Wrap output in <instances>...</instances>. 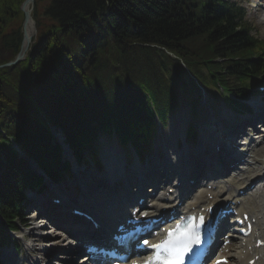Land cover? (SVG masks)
Returning <instances> with one entry per match:
<instances>
[{
	"label": "trees",
	"instance_id": "obj_1",
	"mask_svg": "<svg viewBox=\"0 0 264 264\" xmlns=\"http://www.w3.org/2000/svg\"><path fill=\"white\" fill-rule=\"evenodd\" d=\"M22 1L0 0V42L10 55L0 65L19 50ZM42 1L34 3L37 35L25 61L0 69V246L5 225L15 229L23 188L40 181L11 140L59 177L68 164L52 129L77 160L112 129L123 146L131 141L142 151L156 120L164 125L186 95L195 112L200 86L219 82L246 100L252 77L264 78V66L251 62L262 43L223 0H47L40 9Z\"/></svg>",
	"mask_w": 264,
	"mask_h": 264
},
{
	"label": "bare ground",
	"instance_id": "obj_2",
	"mask_svg": "<svg viewBox=\"0 0 264 264\" xmlns=\"http://www.w3.org/2000/svg\"><path fill=\"white\" fill-rule=\"evenodd\" d=\"M30 29L31 28L29 27V30ZM214 124L208 127L209 128L208 131H210L211 134L215 137L213 145H209V141H207L208 139L203 140L205 138H203L202 136L200 139H197V144L193 148V150L191 152L189 151L190 157L186 158L187 155L185 154L168 155L166 162L164 163L166 165L165 167L167 171L165 170L158 171V167L156 165L151 167L150 169H147V173L151 175L153 179L155 178V180H158V183H156L155 189L153 190L155 192V196L150 201L151 203L155 204V206L152 207L151 209L153 213L155 211L156 206L158 207L157 204L160 203V199H157L156 194L158 191L159 193H162L161 191L163 189L159 187H161V184L163 182H166L167 188L171 187L172 184H174V182H172L171 176L173 173H175V171L180 172V174L183 171L185 172L190 167L189 163H190V160H192V158H195L197 156L205 158V156H207L206 151L209 148H214L216 147L215 145L219 146L221 143H224L222 151L220 152V154H218L219 157H222L224 150H225V146L230 144L231 142L230 139L233 138L235 134L237 135L241 134V131H240V127L242 126L241 124L238 127L230 129L229 132H231V135L228 137H227L228 132L217 130L218 127L217 125H214ZM261 130H262L260 132L261 137H258L257 140H252V141H249L248 143H244V146H242L241 151L245 152L244 155L246 157H244V155H240V156L242 157V159H246V163L244 165V169L242 168V170L239 171L235 175V178L233 179V181L232 182L227 181V183L225 182L221 183L220 181V183H217L218 189L211 188V190H209L210 195L213 196L212 199L209 201L205 199V191L202 190L198 198H196L194 203L190 204L188 208L196 207L197 205H199V207H201V205L209 206L210 203L214 205L217 202L215 198L216 191L218 193V191L223 192L225 190L226 194L229 196L227 201L235 200L237 197L234 195V191H233L234 185L237 187H244L250 180H253V178H255L256 176L264 177V128H261ZM246 139L247 137H245V140ZM230 163L232 162H226V165ZM105 165H106V171L104 173L106 174V176H108V179L106 180L107 186L105 185L106 190L104 189V191L106 192H104L101 195V192L94 191V186L96 184H101V181H100L101 179L99 180L98 178H95L94 180L96 184H93V185L85 184V185H81L79 188L80 197H82L84 204L87 203L86 200L93 201L94 203L93 207L97 211V217L99 218L100 224L101 223L105 224L107 222V219L105 218V216L107 214H111L109 213L110 207L113 208L112 210L116 211L118 207H121L122 205L125 204V201L129 199L128 196L130 195V192L132 189H134L135 192L142 191L141 188L144 185L143 177L145 174L141 170H139L137 168V165L135 164L129 170V172L131 171L130 176H129L130 178L123 177L122 171H121L122 165L119 163V160L116 154L107 155L106 160H105ZM212 170L213 169L210 168L209 170L201 172V174L204 175L206 173L212 172ZM157 171L161 173V176L158 178L156 175ZM169 179H171L172 183L170 182ZM212 186L214 185L212 184L211 187ZM188 189L187 190L185 189V190L188 191ZM163 192H165V190ZM249 193H251L254 196V199L249 202L250 199H249V196H247L245 198V201H246L245 203L247 204H245L244 201L242 200L241 205L239 207H244L243 209L248 211L252 218L254 217L256 220L259 218V220H257L256 226L257 227L262 226V221L264 220V204H263L264 203V188L261 189V182L257 190L250 191ZM139 194L141 195V193ZM105 196L107 197V202H111L110 206L103 202ZM162 197L164 198L163 195ZM163 206L164 205H162L161 207ZM70 208L71 207L68 205H63L62 207L59 206L58 211H60V213H63L64 211L66 212ZM69 218L71 220L69 223H67V227L64 228L65 230H68V231H65L62 236L64 237V240L66 241L69 240L71 234L76 235L75 233H73L71 226H78L80 228H83L84 233H85V229L90 232L95 231L94 229L91 228L90 224L85 222L84 220L82 221L80 218H75L72 215H69ZM32 236L36 237L35 235H32ZM240 242L232 238L231 243H230L232 245L231 249L226 248L223 250V252L226 251V253L224 254L222 252L221 258H225L227 261V264H247V262L254 255L258 256V260L254 264H264V255L263 254L261 255V253L264 252L263 248L253 249L250 247V242H246L244 246H240L239 244ZM61 255L64 257L60 256V259H63L60 261V264H65L66 250H62ZM27 256H28L27 257L28 263L33 264L36 258L30 257L29 253H27ZM8 257L11 258L13 257V255L11 253H8ZM14 264H21V260L15 258Z\"/></svg>",
	"mask_w": 264,
	"mask_h": 264
},
{
	"label": "rangeland",
	"instance_id": "obj_3",
	"mask_svg": "<svg viewBox=\"0 0 264 264\" xmlns=\"http://www.w3.org/2000/svg\"><path fill=\"white\" fill-rule=\"evenodd\" d=\"M240 2L247 12L246 20L254 29L252 31V35L258 40L264 41V23L261 22L264 16V0H241ZM45 4H47V0L42 1L40 5V9L44 8ZM0 47H1V43H0ZM0 54L3 55L4 53L0 50ZM209 92H211V94L213 93L216 96L217 101L214 98L212 100H209L206 105L204 104L203 106L201 105V107L199 106L197 108L195 116L191 114L190 108L188 106L187 100L188 98H190V95H186L185 96L186 100L185 101L182 100L180 108L176 112L172 113L170 117V121L168 123L169 126H167L166 129L162 131L161 139L154 143L155 146L159 145L161 147L162 144H166L169 148H173V153L181 152L182 149L177 148V143L183 140L184 131L186 130L188 124L191 123L193 125H197L198 129L201 127L202 131L206 130V126L208 125V114H207L208 109L211 110L218 117L222 118L224 116H228L229 112L223 105V98H221L213 89H211ZM194 147L195 146L188 147L190 152L193 150ZM97 152L98 155L103 160V162H105L106 156L111 154H116L117 156H119L118 160H121L123 162L122 152L119 148V144L118 142L116 143V140L113 136L102 137L100 139V144L98 145ZM131 155L133 154L131 153ZM158 157L159 155L156 152H154L153 155L149 156V159H152L151 164L148 166L149 168L150 166L153 165V160L157 162ZM92 171L93 170H91V173ZM103 174L104 171L101 170L99 175H97L96 177H103L104 176ZM71 192H73L72 188L67 190V193H71ZM47 231H49L48 228ZM60 244L61 242L59 243L57 242L56 244L57 247L55 248L60 249L62 247V245ZM63 250H65V248ZM55 255H57V253ZM51 263L57 264L58 262L56 261L55 263L54 261L51 260Z\"/></svg>",
	"mask_w": 264,
	"mask_h": 264
},
{
	"label": "snow or ice",
	"instance_id": "obj_4",
	"mask_svg": "<svg viewBox=\"0 0 264 264\" xmlns=\"http://www.w3.org/2000/svg\"><path fill=\"white\" fill-rule=\"evenodd\" d=\"M201 222H202V218ZM196 225L190 224L182 231L172 230L168 233V238L160 244L150 245L154 249H160L154 258L143 261V264H184V259L192 250L193 244H199L200 237L195 233ZM148 245L147 240L144 241ZM216 264H225L223 261H217Z\"/></svg>",
	"mask_w": 264,
	"mask_h": 264
},
{
	"label": "water",
	"instance_id": "obj_5",
	"mask_svg": "<svg viewBox=\"0 0 264 264\" xmlns=\"http://www.w3.org/2000/svg\"><path fill=\"white\" fill-rule=\"evenodd\" d=\"M34 3V0H25L23 4L21 5V12L24 15V21H23V41L22 45L20 47V51L18 55L15 57L14 61L7 64L6 66H9L11 64H15L19 62L20 60H23L25 52L28 49V46L30 44L31 38L35 35V28H34V23L31 19L30 13L32 9V5ZM30 27L31 29L29 30Z\"/></svg>",
	"mask_w": 264,
	"mask_h": 264
}]
</instances>
